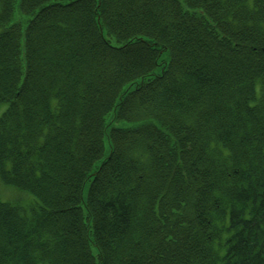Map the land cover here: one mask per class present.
Here are the masks:
<instances>
[{"label":"trees","instance_id":"obj_1","mask_svg":"<svg viewBox=\"0 0 264 264\" xmlns=\"http://www.w3.org/2000/svg\"><path fill=\"white\" fill-rule=\"evenodd\" d=\"M2 185L0 264H264V0H0Z\"/></svg>","mask_w":264,"mask_h":264},{"label":"rangeland","instance_id":"obj_2","mask_svg":"<svg viewBox=\"0 0 264 264\" xmlns=\"http://www.w3.org/2000/svg\"><path fill=\"white\" fill-rule=\"evenodd\" d=\"M117 124H119V123H117ZM16 194H17L16 191L13 190L12 188L5 187L3 185L0 186V198L3 201L9 202L10 200L15 199Z\"/></svg>","mask_w":264,"mask_h":264}]
</instances>
